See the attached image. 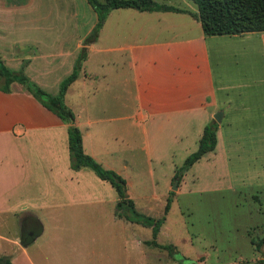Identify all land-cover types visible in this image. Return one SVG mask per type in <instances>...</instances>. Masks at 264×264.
<instances>
[{
  "label": "crops",
  "instance_id": "0c3cea01",
  "mask_svg": "<svg viewBox=\"0 0 264 264\" xmlns=\"http://www.w3.org/2000/svg\"><path fill=\"white\" fill-rule=\"evenodd\" d=\"M152 1L180 12L111 10L95 42L87 45L97 16L93 11L91 20L86 0H0V59L51 97L59 95L85 50L63 102L74 116L84 154L125 180L127 197L145 216L158 204L164 215L169 199L170 211L173 197L188 190V172L196 165L214 190L218 181L237 177L238 166L249 164L238 153L237 128L256 116L258 122L246 127L264 132V113H248L246 94L233 92L236 85L224 71L230 43L255 33L206 36L192 2ZM211 121L217 126L215 149L175 180ZM67 129L22 85L0 90L3 253L11 264H108L109 250L124 242L136 256L134 264H153L146 244L151 238L139 232L151 228L117 219L115 189L88 168L71 169ZM263 146L262 139L253 143L248 175L260 174L256 148ZM135 181L136 191L130 190ZM24 222L35 231L41 227L37 236H28V245L8 234ZM257 229L262 234L264 226Z\"/></svg>",
  "mask_w": 264,
  "mask_h": 264
},
{
  "label": "rangeland",
  "instance_id": "374dc122",
  "mask_svg": "<svg viewBox=\"0 0 264 264\" xmlns=\"http://www.w3.org/2000/svg\"><path fill=\"white\" fill-rule=\"evenodd\" d=\"M94 15L92 10V21L95 20ZM227 48L229 55L225 57V63H228L224 71H227L231 83L236 85L233 92L246 94L243 102L249 114L264 113V33L241 36ZM239 83L245 86H237ZM256 122V116H253L247 121L248 124L237 128V136L240 138L238 153L245 160L248 158L249 164V157L254 154L253 143L259 139L264 141V132L248 131L250 128L246 127ZM256 149L262 159L260 174L248 175L245 171L249 164L244 163L242 167L238 166L241 170L237 177L218 181L215 190L211 185L206 187L205 184L213 182L202 180L205 171L199 170V166L189 170L188 190L173 197L171 210L157 236L158 244L172 245L177 254L170 256L167 251L151 246L150 261L153 264H253L260 259L261 256L253 250L248 237L251 229L264 226V146ZM145 167V162L141 163L140 168L144 170ZM196 176L200 179L197 180ZM136 183L130 190H135ZM228 183L235 192L227 188ZM162 215L163 207L160 204L147 214L155 219ZM34 229L36 226L24 222L20 231L12 228L8 234L10 231L20 242L22 237L28 238L27 234ZM6 231L1 229L2 234H6ZM139 232L142 235L148 233L151 238L150 229L145 228ZM260 232L261 229L253 231L255 234ZM117 248L114 252L109 250L108 264H134L136 256L128 250V245L122 242ZM3 250L6 249L1 246L0 257H9Z\"/></svg>",
  "mask_w": 264,
  "mask_h": 264
},
{
  "label": "trees",
  "instance_id": "16d2710c",
  "mask_svg": "<svg viewBox=\"0 0 264 264\" xmlns=\"http://www.w3.org/2000/svg\"><path fill=\"white\" fill-rule=\"evenodd\" d=\"M97 16V24L91 34L86 38L85 43L92 44L98 37L99 30L111 10L119 8H132L140 11H174L180 12L173 7L161 6L152 0H104L102 3L98 0H86ZM197 7V14L193 15L202 27L206 36L223 35H244L249 33L264 32V0H188ZM85 50L81 51L72 74L67 77L60 85L59 95L51 97L43 92L34 83L30 82L22 72H13L6 68L0 59V90L10 92V86L13 83L22 85L35 99L44 107L57 115L60 120L68 125V150L70 157V167L74 171L82 168H88L95 175L108 182L118 195V202L115 207V217L126 222L138 224L143 227L151 228V241L146 242L159 250H164L170 256L177 254L172 245H160L156 239L160 228L165 222L166 215L170 209L171 200L167 201L164 209V215L161 218L154 219L138 213L134 203L126 195V182L113 171L103 169L91 157L83 152L81 144V134L74 126V116L65 106L63 97L67 87L74 82L81 68V63L85 60ZM216 124L211 121L203 130L202 136L198 142L197 150L189 155L183 165L177 170L175 180H180L181 176L205 154L212 152L216 146ZM32 231L33 237L37 236L41 227L37 231ZM250 230V243L253 250L261 256L253 264H264V231L262 234L253 233ZM32 238L22 237L21 243L28 245ZM0 264H11L10 258L0 257Z\"/></svg>",
  "mask_w": 264,
  "mask_h": 264
},
{
  "label": "water",
  "instance_id": "95a60500",
  "mask_svg": "<svg viewBox=\"0 0 264 264\" xmlns=\"http://www.w3.org/2000/svg\"><path fill=\"white\" fill-rule=\"evenodd\" d=\"M220 118H221V113L220 112L213 116V119H214V121L216 123H219L220 122ZM175 189H176V185H174L173 190H175ZM29 235H32V233H30Z\"/></svg>",
  "mask_w": 264,
  "mask_h": 264
},
{
  "label": "flooded vegetation",
  "instance_id": "af4514ba",
  "mask_svg": "<svg viewBox=\"0 0 264 264\" xmlns=\"http://www.w3.org/2000/svg\"><path fill=\"white\" fill-rule=\"evenodd\" d=\"M30 233V232H29ZM29 233L27 234L29 236Z\"/></svg>",
  "mask_w": 264,
  "mask_h": 264
}]
</instances>
